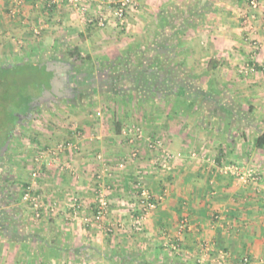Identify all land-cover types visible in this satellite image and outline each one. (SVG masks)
Here are the masks:
<instances>
[{"label": "crops", "instance_id": "1", "mask_svg": "<svg viewBox=\"0 0 264 264\" xmlns=\"http://www.w3.org/2000/svg\"><path fill=\"white\" fill-rule=\"evenodd\" d=\"M49 1L0 0V64L39 61L52 73L40 102L48 105H35L28 116L22 112L0 154V180L8 172L12 178L9 189L0 186V264H264V149L254 144L264 137V0L257 10L248 0H133L135 9L123 22L105 27L92 19L115 0H80L78 7L54 0L47 8ZM176 6L181 14L189 9L199 24L215 25L206 31L198 26V36L185 39L195 22L175 26ZM159 16L168 22L160 25ZM36 25L43 26L40 34ZM146 45H161V82H169L152 98L137 86L136 69L128 77L106 75L104 68L89 89H66L71 74L61 73V58L72 57V49L109 62ZM244 64L261 69L245 73ZM127 81L128 87L120 86ZM96 99L107 106L90 109ZM43 111L41 123L37 114ZM133 125L143 130L135 143L128 133ZM63 140L72 147L51 152ZM43 151L42 161H35ZM231 163L254 166L262 181L241 183L223 171ZM35 169L38 192L55 205L40 219L22 200ZM140 169L159 199L139 231L132 220ZM102 171L112 187L111 211L97 221L95 175ZM74 195L80 209L73 208Z\"/></svg>", "mask_w": 264, "mask_h": 264}, {"label": "trees", "instance_id": "2", "mask_svg": "<svg viewBox=\"0 0 264 264\" xmlns=\"http://www.w3.org/2000/svg\"><path fill=\"white\" fill-rule=\"evenodd\" d=\"M54 5L55 3H50L49 6L47 5L46 7L52 8ZM70 54L77 61L83 60L84 58L91 59L90 55L84 57L78 48L72 49ZM162 56L163 55L161 54V52L158 51V53H156V55H154L153 58L148 60L149 63L146 66L141 67V69H136L137 72L136 83L137 86L143 87V89L146 91V95H144L147 96L146 99H149V97L152 98L153 95H156L155 94L156 90L160 89V87H162V84L164 85L169 84L167 80H166L167 82L165 81L161 82L162 71H160L159 64L161 62ZM112 63H109L108 65H103V67H101L102 63L95 61L93 62V71L95 73L94 72L91 73L86 72L81 74L79 72L72 73L71 78L73 77V79H70V83L69 82L67 83L66 89L69 87V84L70 86H73V88L72 87H70L71 89L69 88L70 90H73L74 88L76 90L77 89L80 90L81 88L84 89L86 87H88L89 89L90 86L94 84V82L91 79L94 78L93 75L102 73L104 68L106 69V72L107 71L109 72L110 68H113ZM251 66L253 69H261V67H259L256 64H252ZM38 70L44 72L43 76L47 75L49 76V79H51L52 73L50 71L48 72L46 65L43 64L41 66V63L39 61L30 62L21 59L15 63H11L10 65L0 64V105L4 104V106L0 108V152L4 148V145L7 144L9 135L13 134L15 128L18 126V124H20V119H21L20 117H22L23 115L28 116L31 113L34 106L39 104L40 101L43 100L42 92L48 85L49 79L47 81H44L45 79H47V77H45V79H43L42 82L38 81L35 84H32L33 82H31L30 77L35 75ZM98 70L100 71L98 72ZM26 71L29 72L28 75L25 74ZM17 72H20V78L18 80L13 79L14 78L13 74H18ZM109 80H110L109 82L113 84L112 79L109 78ZM172 85L170 84L171 88ZM112 86H114V84ZM34 87L36 88L37 92L36 94L33 95L32 92H29L28 88H34ZM254 144L257 147H261L264 149V137H257L255 139ZM11 179H12L11 174L10 172H8L6 176H4L3 180L2 181L0 180V186L4 184L6 186L5 188H8V185L11 184ZM27 186L28 185H24V190L27 188ZM2 191L4 192V186L0 190V193ZM14 199L17 200L16 197Z\"/></svg>", "mask_w": 264, "mask_h": 264}, {"label": "built area", "instance_id": "3", "mask_svg": "<svg viewBox=\"0 0 264 264\" xmlns=\"http://www.w3.org/2000/svg\"><path fill=\"white\" fill-rule=\"evenodd\" d=\"M75 7L79 6L80 0H69ZM56 1L51 0L50 3H55ZM49 3V4H50ZM261 0H249L248 5L255 8H258L260 5ZM17 3L15 2V5ZM111 4V5H109ZM103 14L100 17H96L95 19H92L94 22H96V25L100 27H105L107 23L111 21H118V20H124L127 15L130 13V11L135 9V4L133 0H115L112 3H108L107 5L103 7ZM41 29H43L42 25H36L34 27L35 34H40ZM102 114V111H97V116H100ZM77 133L80 132L75 128ZM133 137L130 139L131 142H136L137 140L141 139L143 137V130L141 126L139 125H133V127L128 131ZM127 133V134H128ZM72 141L70 140H64L60 142L57 147L53 151V153L58 152H64L66 148L72 147ZM158 146L162 147L163 143L161 141H158ZM45 154V151L40 152L36 158L35 161L39 162L42 161V156ZM139 155V148L133 147L131 150V157L134 159L138 157ZM99 158H103L102 156ZM163 166H166V163H162ZM126 165L125 161H121L118 163V168L123 169ZM223 171L228 174L234 175L241 183H248V182H254L258 183L262 181V177L258 170L252 166V167H244L240 165L239 163H231L223 167ZM103 171L101 173H98L95 175V189H96V200L93 205V216L94 219L97 221H100L108 214L110 213V198H109V192L111 190V185L108 184L103 177ZM108 174H111V171L108 172ZM32 177L33 182L32 184L28 185L27 188L22 193V200L29 206V208L32 210L34 217L37 219H40L43 215V211L46 210V208L50 211L55 210V205L51 204L48 205L44 202L42 199L41 194L38 192V189L36 187L37 181L40 178V173L38 169H35L32 171ZM145 175L144 171L142 169L138 170L137 173V179H136V192L135 196L138 200L139 209L137 213H135V217L132 220L133 225L138 228L140 231L143 227V220L145 217L151 212V210L155 209L158 205V199L155 195H152V193L149 191V189L145 185ZM72 205L73 208L80 209L82 205L81 198L79 196H72ZM187 226L186 219H183L181 221V228H185ZM246 261H248V258H245Z\"/></svg>", "mask_w": 264, "mask_h": 264}, {"label": "rangeland", "instance_id": "4", "mask_svg": "<svg viewBox=\"0 0 264 264\" xmlns=\"http://www.w3.org/2000/svg\"><path fill=\"white\" fill-rule=\"evenodd\" d=\"M192 1V0H191ZM262 1V0H261ZM248 2H249V0H248ZM193 4V6H195L196 5V2H193V3H191V2H189V6H191ZM249 6V5H248ZM261 6V3H260V5L258 6V8ZM194 8V7H193ZM249 8H251V9H253V10H257L258 8H253V7H251V6H249ZM194 9H192L191 11H193ZM196 11V10H195ZM172 13H173V15L174 16H172V23L176 26V25H181V26H185L186 28H188L189 26H186V24L187 23H189V21H191V22H195V27H192L193 28V30L192 31H189V33H187V35H186V38L185 39H190V40H194V37L195 36H198L197 35V33H195V29L199 26V28L200 29H205V31L206 30H210L211 29V27H210V25H215V24H211L210 22H208L207 24H206V21H204V20H201V22L202 23H200L199 24V20H198V18H196L195 17V20H194V18H193V14H192V12H190V10L188 9V10H185L184 9V12L181 14V11H180V8H178L177 9V6L174 8V10L173 11H171ZM126 19V18H125ZM124 19V20H125ZM158 22L159 23H162V24H160V25H164V22H165V20L166 19H162V17H158ZM124 20H121L122 22L124 21ZM167 21V20H166ZM168 22V21H167ZM169 24H171V23H169ZM191 26L192 25H190V27L189 28H191ZM201 26V27H200ZM185 30H189V29H185ZM192 32V33H191ZM184 35H185V33H184ZM159 37H161V34H159L158 35ZM189 40V41H190ZM154 41H157L156 43H160V41L158 40V39H156V40H154ZM161 46V45H160ZM160 46H157V48H155V49H152V47H149V45H146L145 47L146 48H142L143 50H140V49H136V50H134V49H132V48H127V49H125L124 51H123V53L122 54H120L119 55V57L118 58H116V59H114V60H112V61H109L108 62V60H105V58H101V57H99V56H97L96 58H95V56L93 57L92 55H90L91 56V59H83V60H79V61H77V60H73V58L72 57H69V56H67V57H62L61 58V61H63V63L66 65V67H65V69L67 70L66 71V73L68 72L69 74H71L72 75V73H77V72H79L80 74L81 73H88V72H94L93 71V62H95V61H98V62H100V59L102 60H104L106 63H112V65H113V68H110V70H109V72L107 71V73L106 72H104L103 71V74L104 73H106V75H114V74H120V75H122V76H125V75H128V77L130 76L129 74L130 73H132L135 69H137L139 66H141V67H143V66H145V62L147 63V62H149L148 60H150L151 58H153V56L154 55H156V53H158V51L160 52L161 50H158V47H160ZM141 51H144V52H141ZM85 57V56H84ZM74 61H75V63H74ZM141 62H144V64H141ZM14 63V62H13ZM11 64V63H10ZM9 64V65H10ZM211 64H213V61H211ZM108 65V64H107ZM100 66V65H99ZM64 67V66H63ZM61 68V73L62 74H64L65 73V69L64 68ZM200 69H201V66H198ZM101 69H103V68H101ZM240 69H241V71H242V69H243V71H245V73L248 71L249 73H250V71H251V73H252V71H254V69L252 68V66L251 65H247V64H244V65H242V66H240ZM2 70V69H1ZM29 70V69H28ZM205 70V69H204ZM257 70V69H256ZM255 70V71H256ZM102 71V70H101ZM203 72H205V71H203ZM18 74H13V76H14V78L13 79H16V80H18L19 78H20V72H17ZM43 71H41V70H38L37 72H36V74L35 75H33L32 77H30L31 78V82H33L32 84H35L36 82H38V81H43V79H45V77H47V79H45L44 81H47L48 79H49V76H47V75H45V76H43ZM95 73V72H94ZM25 74L26 75H28L29 74V72L28 71H26L25 72ZM102 74V75H103ZM65 75H63V77H64ZM71 79H73V77L71 78ZM128 81H129V79H127ZM128 81L127 82H125V83H122L120 86H123V85H125V86H127L126 84H128V86L130 85L129 83H128ZM212 84V83H211ZM100 86H102V85H100ZM104 86V85H103ZM111 85H109V87H110ZM127 86V87H128ZM216 86V85H215ZM218 86V85H217ZM79 88H80V86H79ZM86 88H88V87H86ZM29 89V92H32L33 93V95L34 94H36V88L34 87V88H28ZM82 89V88H81ZM80 89V90H81ZM97 89V88H96ZM119 91H121V88L119 87V88H117ZM25 91H26V88H25ZM103 100H105V99H100V100H98V99H96V100H94V102H93V100L91 101L90 100V103H89V108L90 109H92V108H98L97 106H100L101 104H103V106H105V104H106V106H107V102L105 101V102H103ZM40 102H42V101H40ZM112 102V101H111ZM80 103H82V102H80ZM48 105V103H39V104H37V105H43V106H47ZM60 103H57V105H59ZM61 104H63V103H61ZM36 105V106H37ZM56 103H54V105L52 106V108H55L56 106ZM4 106V104H1L0 105V108L1 107H3ZM61 106V105H60ZM50 108V107H49ZM43 110H45V108L43 109ZM66 114V113H65ZM39 117H41V119H42V121L43 122H41V123H44V121H45V118H46V116H45V111H43V112H40V113H38L37 114ZM50 116V115H49ZM61 116L63 117V119H65L66 120V118L68 117L67 115L66 116H64V115H59L58 117H60L61 118ZM140 126V125H139ZM70 128V127H69ZM64 139V138H63ZM62 140V139H61ZM64 141V140H63ZM61 141H59V143H60ZM137 147V146H136ZM4 152H6V149H4V151H3V156H5L4 155ZM6 154V153H5ZM54 156L56 157L57 155H55L54 154ZM243 168H244V166H243ZM18 264H32L31 262H29V260H25V259H21L20 261H18L17 262Z\"/></svg>", "mask_w": 264, "mask_h": 264}, {"label": "flooded vegetation", "instance_id": "5", "mask_svg": "<svg viewBox=\"0 0 264 264\" xmlns=\"http://www.w3.org/2000/svg\"><path fill=\"white\" fill-rule=\"evenodd\" d=\"M64 69H65V67H63ZM66 73V72H65ZM60 74V73H59ZM49 81H50V79L48 80V83H49ZM45 90H43V92H42V96H43V98L42 99H44V94H45V92H44Z\"/></svg>", "mask_w": 264, "mask_h": 264}, {"label": "water", "instance_id": "6", "mask_svg": "<svg viewBox=\"0 0 264 264\" xmlns=\"http://www.w3.org/2000/svg\"><path fill=\"white\" fill-rule=\"evenodd\" d=\"M3 149L1 150L0 154L2 153Z\"/></svg>", "mask_w": 264, "mask_h": 264}]
</instances>
